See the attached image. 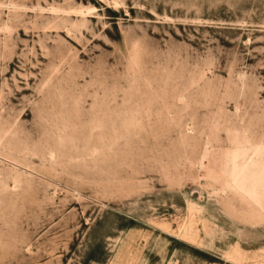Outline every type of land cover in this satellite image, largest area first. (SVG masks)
Here are the masks:
<instances>
[{"label": "rangeland", "instance_id": "374dc122", "mask_svg": "<svg viewBox=\"0 0 264 264\" xmlns=\"http://www.w3.org/2000/svg\"><path fill=\"white\" fill-rule=\"evenodd\" d=\"M0 264H264V0H0Z\"/></svg>", "mask_w": 264, "mask_h": 264}]
</instances>
